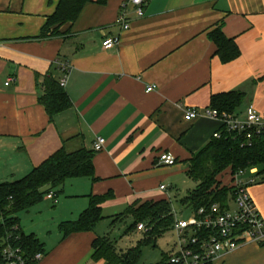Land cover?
<instances>
[{"label":"crops","instance_id":"obj_1","mask_svg":"<svg viewBox=\"0 0 264 264\" xmlns=\"http://www.w3.org/2000/svg\"><path fill=\"white\" fill-rule=\"evenodd\" d=\"M59 1L0 0V184L22 178L61 148L93 151L102 137L104 146L93 151L94 179L69 178L55 192L48 236L42 240L34 224L54 205L45 196L47 204L30 207L31 224L19 227L43 244L36 264H103L91 260L92 241L102 237L94 229L64 237L59 228L79 217L89 195L111 193L103 218L136 202L167 200L175 210L177 198L196 186L186 174L188 160L222 128L204 115L212 96L239 91L234 113L253 105L264 116V0H147L142 17L127 7V30L118 20L127 0H91L73 22L52 26L57 35L38 38ZM215 29L234 40L235 58L217 54L209 35ZM107 37L119 43L104 49ZM48 77L72 102L52 118L39 102ZM149 85L155 88L146 92ZM188 109L199 116L185 120ZM162 153L176 163L161 165ZM248 191L264 220V171ZM215 264H264V244H242Z\"/></svg>","mask_w":264,"mask_h":264},{"label":"trees","instance_id":"obj_2","mask_svg":"<svg viewBox=\"0 0 264 264\" xmlns=\"http://www.w3.org/2000/svg\"><path fill=\"white\" fill-rule=\"evenodd\" d=\"M89 1L91 0H60L38 38L57 35V29H52V26L73 22L84 4ZM209 35L222 60H231L238 55L234 40L226 38L220 29H215ZM41 86L42 95L39 102L50 118L72 107L63 86L56 80L48 77ZM242 97L243 94L239 91L218 93L212 96L210 107L219 112L234 113L235 108L241 104ZM219 132L218 138L212 137L188 160L186 174L196 186L180 200L184 206L208 209L214 203H219L221 208H225L229 189L218 188V177L224 170L230 168L237 171L258 166L261 168L260 172L264 171V137L255 138L252 146L248 147L242 145L241 135L227 132L223 127ZM93 153L85 148L73 152L61 148L22 178L0 184V238H9L13 245L21 247L26 264H36L38 261L33 257L36 253L43 254L44 247L35 235L22 232L16 214L41 202L49 191H61L62 185L69 178L94 179ZM111 197V193L89 195L88 207L77 219L60 223L59 228L63 236L93 230L103 218L101 205ZM125 216L133 218V223L125 233L140 222L145 224L143 241L123 252L117 250L108 234L97 237L91 244L92 261H102L103 264H139V244L155 241L170 229L173 222L172 207L167 200L133 203L126 208ZM122 220L120 218L119 222ZM117 221L116 218L111 221V228Z\"/></svg>","mask_w":264,"mask_h":264},{"label":"built area","instance_id":"obj_3","mask_svg":"<svg viewBox=\"0 0 264 264\" xmlns=\"http://www.w3.org/2000/svg\"><path fill=\"white\" fill-rule=\"evenodd\" d=\"M146 3L147 0H127L120 5L118 20L122 30L130 27L125 14L127 7H132L136 17H142ZM118 43L117 38L107 37L103 39L102 47L109 49ZM154 88V85H149L146 92ZM204 115L218 120L227 132L241 135L244 146L250 147L255 138L264 137V116L253 105H248L242 116L213 108H206ZM198 116L196 109H188L184 119L189 121ZM219 136V131L213 134V137ZM104 142L102 137H97L93 151L101 150ZM158 162L172 166L176 158L170 153H162ZM260 171V167L253 166L237 171L227 168L221 173L218 188L229 189L225 208H221L219 203H214L208 209L185 207L191 210L188 218H181L176 210H172L173 222L169 230L175 240L169 254L157 264H215L222 255L236 250L242 244H264V220L248 191L249 186L257 182ZM160 189L164 190L165 186L161 185ZM45 197L54 204L58 201L54 191H49ZM136 230L144 232L145 224L138 223ZM42 256V253H36L33 259L40 261ZM0 264H26L21 247L13 245L9 238H0Z\"/></svg>","mask_w":264,"mask_h":264},{"label":"rangeland","instance_id":"obj_4","mask_svg":"<svg viewBox=\"0 0 264 264\" xmlns=\"http://www.w3.org/2000/svg\"><path fill=\"white\" fill-rule=\"evenodd\" d=\"M188 189L192 188L191 183L188 184ZM59 194V198H60ZM177 202L180 203V199L177 198ZM48 201L43 199L41 202L37 203L36 205H43L47 204ZM179 203L174 202L175 210L178 212L179 217L181 218H188L191 215V210L186 209L184 207H181ZM51 206L48 205L49 209H45L43 211V214L40 216L42 220L36 221L34 220V224L40 226L41 230V239L44 240L45 236L47 237V231L45 226L47 224L51 225L50 219L47 217H50L52 215V209L53 206L56 204H52L49 202ZM33 207V206H32ZM33 210L29 208V210H23L16 214V217L19 219L21 226H28L31 224L30 217L33 212ZM125 212V211H124ZM124 212L114 215V217H105L102 218L95 226L94 230L98 236H104L107 235L111 239V242L115 245L118 251L125 252L129 248L136 247L138 245V242L143 241L144 239V232H142L141 235H137L135 233L136 226L131 227L129 230V233L126 234L125 232L127 229L131 226L133 223V218L131 216H125ZM43 216V217H42ZM116 218V223L114 227L111 228V221ZM120 218L123 220L119 222ZM47 221L44 222V221ZM133 239V241H131ZM137 239V241H136ZM175 237L174 234L168 230L165 233H163L161 236L157 237L155 241H148L139 244V264H157L159 263L165 255L169 254L173 247ZM49 241H54V236L49 238Z\"/></svg>","mask_w":264,"mask_h":264}]
</instances>
